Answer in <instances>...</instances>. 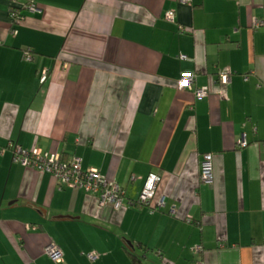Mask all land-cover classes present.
Segmentation results:
<instances>
[{"label": "crops", "instance_id": "obj_1", "mask_svg": "<svg viewBox=\"0 0 264 264\" xmlns=\"http://www.w3.org/2000/svg\"><path fill=\"white\" fill-rule=\"evenodd\" d=\"M191 1L34 0L39 11L12 34L11 0H0V264H53L49 243L60 264H133L129 253L140 264H264V26L251 28L264 0ZM183 72L207 97L176 89ZM9 143L77 156L126 200L157 172L153 204L164 207H100L14 162Z\"/></svg>", "mask_w": 264, "mask_h": 264}, {"label": "built area", "instance_id": "obj_2", "mask_svg": "<svg viewBox=\"0 0 264 264\" xmlns=\"http://www.w3.org/2000/svg\"><path fill=\"white\" fill-rule=\"evenodd\" d=\"M179 4L184 6H191V0H178ZM11 5L14 8L24 10L26 13H34L39 11L35 5L34 0H12ZM11 21L12 34L16 33L15 28L12 26L14 20L9 17ZM164 21L169 24H176L175 12L172 10L167 11L163 17ZM23 21H18L20 24ZM264 26V21L253 18L251 21V28L258 29ZM179 31L184 32L181 26H178ZM24 60L30 62L32 55L30 50L24 53ZM179 60H187L185 56H180ZM48 71L42 70L39 74V83L42 85L48 79ZM232 72L225 69L218 74L217 81L221 82L224 86L228 87L231 81ZM196 74L193 72H183L176 83V89L179 91L190 92L195 99H204L208 95V91L204 88H197L195 86ZM244 80L247 77L244 76ZM227 97V93H226ZM247 142L244 137H240L236 141V149L247 147ZM9 151L12 154L13 161L24 166L33 168L41 173L50 174L57 183L58 188L66 187L74 190H81L87 193L94 194L98 197V204L100 207L110 205L113 211H119L124 207H138L146 208L150 212H160L164 207V200L159 197L153 204L155 192L158 184L160 183V175L157 172L148 173L144 180L140 193L136 200H126L123 188L117 183L107 181L96 169L84 170L82 168L81 159L73 156L71 159H64L59 153H44L39 148H32L25 150L18 145L9 143ZM212 154L208 153L203 155L199 170V183L210 185L213 182L212 173ZM135 177L131 176L129 182H134ZM168 214L174 217L176 209L171 207ZM186 222L191 223L190 217ZM27 230H36L34 226H26ZM193 251L199 253L200 247H194ZM44 255L53 263L60 264L63 260V253L53 243L47 244L43 249ZM90 261L96 258L95 253L88 256Z\"/></svg>", "mask_w": 264, "mask_h": 264}, {"label": "trees", "instance_id": "obj_3", "mask_svg": "<svg viewBox=\"0 0 264 264\" xmlns=\"http://www.w3.org/2000/svg\"><path fill=\"white\" fill-rule=\"evenodd\" d=\"M8 14H9V17L13 18L14 26L12 27L15 28L16 26L19 25L18 21H21L22 19L24 20L26 12L24 10L14 8L12 5H10ZM129 255L131 257V261L133 262V264H140L139 260L135 256L131 255L130 253Z\"/></svg>", "mask_w": 264, "mask_h": 264}]
</instances>
